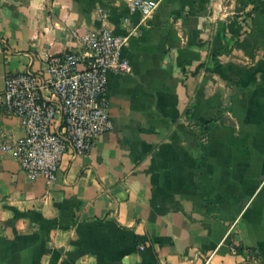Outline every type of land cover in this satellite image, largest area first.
<instances>
[{
    "label": "crops",
    "instance_id": "crops-1",
    "mask_svg": "<svg viewBox=\"0 0 264 264\" xmlns=\"http://www.w3.org/2000/svg\"><path fill=\"white\" fill-rule=\"evenodd\" d=\"M128 1L0 0V92L74 33L110 29L132 65L55 183L0 152V264H264V0ZM23 135L0 109V141Z\"/></svg>",
    "mask_w": 264,
    "mask_h": 264
},
{
    "label": "built area",
    "instance_id": "built-area-1",
    "mask_svg": "<svg viewBox=\"0 0 264 264\" xmlns=\"http://www.w3.org/2000/svg\"><path fill=\"white\" fill-rule=\"evenodd\" d=\"M154 0H129L131 13L151 14ZM125 23L129 22L124 18ZM80 50H66L44 56L45 67L7 72L0 92V109L17 115L24 135L14 141H0V152L9 153L30 177L51 183L63 157L89 153L98 138L114 128L107 99L109 73L132 72L124 54L126 39L104 27L74 33ZM146 242L138 245L145 250ZM233 253L237 252L232 247ZM210 256L205 264H209Z\"/></svg>",
    "mask_w": 264,
    "mask_h": 264
}]
</instances>
